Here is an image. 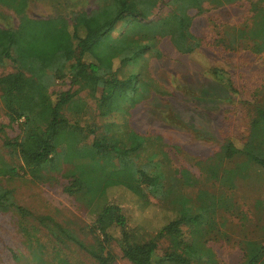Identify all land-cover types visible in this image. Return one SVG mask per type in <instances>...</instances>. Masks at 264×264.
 Here are the masks:
<instances>
[{"label":"rangeland","instance_id":"374dc122","mask_svg":"<svg viewBox=\"0 0 264 264\" xmlns=\"http://www.w3.org/2000/svg\"><path fill=\"white\" fill-rule=\"evenodd\" d=\"M98 3L0 0V29L16 27L21 15L69 16L71 11H89ZM262 7L264 0L221 5L205 1L201 8L187 10L192 19L190 31L198 38L192 52H179L169 35H157L147 40L150 47L142 54L123 63L114 60L109 74L101 70L96 84H72L66 71L49 87L52 100L65 91L75 92L62 113L84 127L83 142L106 137L121 149L130 146L128 141L141 142L140 135L147 138L143 147L127 153L150 178L141 183L140 194L114 185L103 198L120 207L135 240H148L166 223L180 217L177 199L190 205L206 203L213 197L218 205L209 222L216 226L203 239L217 264H238L244 258L246 244L264 243V173L256 166L247 170L242 167L243 155L230 158L220 154L226 144L243 147L251 110L264 101V52L253 51V41L246 37L254 8ZM175 9L171 0H157L145 18L136 20L147 24L121 20L111 35L124 37L132 27L127 35L139 38L149 33L148 21L168 16ZM11 70L10 64L0 61V76ZM129 76H135L129 84L139 88L134 96L147 88L148 95L133 106L123 96L108 100L105 79L121 81ZM22 120L10 121L0 101V155L14 165L22 162L4 142L20 135ZM18 173L0 175V184L12 190L16 203L26 211L15 207L0 211V264H35L29 244L42 251L38 264H99L72 241L58 240L38 221L39 216L51 217L89 248L104 244V251L110 253L108 264H132L122 256L115 240L104 242V236L96 230L97 204L89 208L64 191L69 179L56 174L32 179L21 170ZM191 208L194 213L201 212L198 207ZM189 229L182 225L186 241L190 239ZM109 231L115 237L120 235L117 228ZM170 244L168 237L159 239L157 253L162 255Z\"/></svg>","mask_w":264,"mask_h":264},{"label":"trees","instance_id":"16d2710c","mask_svg":"<svg viewBox=\"0 0 264 264\" xmlns=\"http://www.w3.org/2000/svg\"><path fill=\"white\" fill-rule=\"evenodd\" d=\"M171 1L176 4L175 11L148 21L151 25L149 33L139 38L127 35L132 27L124 37L112 36L111 32L121 20L134 25V21L145 18L157 0H99L89 11L82 9L71 11L69 16L57 14L46 18L21 15L16 27L0 29V61L13 67L0 76V101L10 121L23 118L20 135L4 142L22 164L14 165L0 155V175L15 176L21 170L32 179L51 178L52 174L69 179L64 191L89 208L97 204L96 230L104 236V242L115 240L122 256L132 264H217L213 251L203 239L216 226L209 219L218 205L217 200L210 197L206 203L191 202L189 205L180 202L179 198L180 217L166 223L148 240H135L120 207L103 201V198L107 189L114 185L140 194L141 183L150 178L144 170L136 167L127 153L143 147L147 138L140 135L141 142L134 144L133 141L132 144L128 141L130 146L121 149L106 137L83 142L84 127L77 121L71 122L62 113L63 106L72 101L75 92L65 91L54 100L48 94L52 83L66 71L72 84H96L101 70L109 74L114 60L123 63L142 54L150 47L147 40L157 35H169L179 52H192L198 46V38L190 31L192 19L187 13L188 8H201L205 1L221 5L236 0ZM139 21L135 24H147ZM246 37L253 41V51L264 52V7L254 8L253 22L246 29ZM134 77L121 81L114 77L105 79L109 88L108 100L123 96L132 106L143 100L149 93L148 88L135 97L139 88L129 84ZM220 154L230 158L243 155L242 167L247 170L256 166L264 173V101L251 110L249 133L243 147L237 149L226 144ZM9 207L26 213L14 200L12 190L0 184V211ZM191 207H198L201 212L194 213ZM37 218L58 240L72 241L99 264L109 263L110 253L104 251V244L96 249L89 248L51 217ZM182 225L190 227L188 241L183 238ZM111 228H117L120 235L113 236L109 231ZM163 237H168L171 244L159 255L158 241ZM29 247L35 264L41 263L42 251L32 244ZM263 255L262 241L248 243L244 247V258L238 264H261Z\"/></svg>","mask_w":264,"mask_h":264}]
</instances>
